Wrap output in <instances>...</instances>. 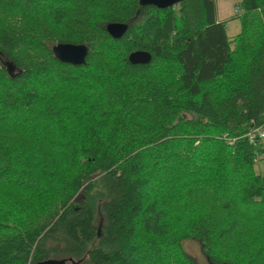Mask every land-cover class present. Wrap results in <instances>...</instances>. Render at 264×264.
<instances>
[{
    "label": "trees",
    "instance_id": "trees-1",
    "mask_svg": "<svg viewBox=\"0 0 264 264\" xmlns=\"http://www.w3.org/2000/svg\"><path fill=\"white\" fill-rule=\"evenodd\" d=\"M234 17L229 38L214 0H0V264H195L187 239L264 264V0Z\"/></svg>",
    "mask_w": 264,
    "mask_h": 264
},
{
    "label": "water",
    "instance_id": "water-1",
    "mask_svg": "<svg viewBox=\"0 0 264 264\" xmlns=\"http://www.w3.org/2000/svg\"><path fill=\"white\" fill-rule=\"evenodd\" d=\"M181 0H138V5H152L157 8H166L179 3ZM127 24L120 22H110L105 25V31L111 38H119L126 30ZM53 56L60 62L79 65L85 62L87 47L82 43L57 42L51 46ZM1 58V56H0ZM150 60L149 52L145 50H133L128 53L127 61L131 64H145ZM1 64L9 76L15 74L14 65L1 59ZM58 261L56 264H62Z\"/></svg>",
    "mask_w": 264,
    "mask_h": 264
},
{
    "label": "rangeland",
    "instance_id": "rangeland-1",
    "mask_svg": "<svg viewBox=\"0 0 264 264\" xmlns=\"http://www.w3.org/2000/svg\"><path fill=\"white\" fill-rule=\"evenodd\" d=\"M239 0H214L216 18L225 22V33L231 38L239 30V23L234 17L238 12ZM264 143V139H261ZM257 156L254 162V170L264 172V161ZM185 253L193 260L195 264H209L200 250V245L196 240L187 239L183 241ZM62 264H85L82 261L64 260Z\"/></svg>",
    "mask_w": 264,
    "mask_h": 264
},
{
    "label": "built area",
    "instance_id": "built-area-1",
    "mask_svg": "<svg viewBox=\"0 0 264 264\" xmlns=\"http://www.w3.org/2000/svg\"><path fill=\"white\" fill-rule=\"evenodd\" d=\"M248 139L251 142H254L258 139H264V127H258L253 129L251 132L248 133Z\"/></svg>",
    "mask_w": 264,
    "mask_h": 264
},
{
    "label": "crops",
    "instance_id": "crops-1",
    "mask_svg": "<svg viewBox=\"0 0 264 264\" xmlns=\"http://www.w3.org/2000/svg\"><path fill=\"white\" fill-rule=\"evenodd\" d=\"M217 20H219L218 18H216ZM220 21V20H219Z\"/></svg>",
    "mask_w": 264,
    "mask_h": 264
}]
</instances>
